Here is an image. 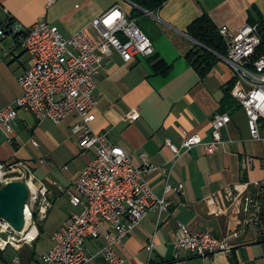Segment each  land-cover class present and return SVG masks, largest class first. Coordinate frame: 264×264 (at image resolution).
Segmentation results:
<instances>
[{
  "label": "crops",
  "instance_id": "crops-1",
  "mask_svg": "<svg viewBox=\"0 0 264 264\" xmlns=\"http://www.w3.org/2000/svg\"><path fill=\"white\" fill-rule=\"evenodd\" d=\"M113 7L129 16L134 4L128 0H57L49 6L48 0H0V28L5 30L0 35V109L22 95L19 77L32 63L23 34H16V29L26 30L44 20L67 38L84 28L97 36L88 27L90 22ZM143 12L137 24H144L140 28L155 46V61L135 57L125 62L118 54L105 60L97 78L98 105L92 128L107 134L138 166L151 165L145 178L158 197L164 196L167 176L171 184H183L184 189L167 196L168 212H150L116 246L122 264H200L198 256L175 249L180 224L230 239L234 247L230 253L217 254L215 264H264L263 228L250 222L251 214L245 211L246 199L256 195L254 184L264 180V123L261 140L253 139L247 115L238 103L227 110L232 120L222 132L217 153L208 155L197 146L177 158L165 145L166 140L180 144L183 132L211 141L212 122L221 113L224 90L233 80L236 83L233 69L222 56L206 76H200L187 59L200 45L187 33L189 26L208 14L219 30L227 26L237 32L264 19V0H169L156 12ZM157 61L171 66L166 75L155 74ZM135 110L139 118L129 121L128 114ZM76 121V117L59 124L39 121L30 112L20 111L9 128L0 124V161L28 163L36 182L49 188L52 208L41 222L42 229L38 228V239L47 233L50 245L53 233L78 212L69 191L96 157L94 150L79 146L71 130ZM109 233L108 227L102 229L103 236ZM151 243L154 250L149 256ZM103 244L104 238L87 243L94 258L89 264H108L99 255Z\"/></svg>",
  "mask_w": 264,
  "mask_h": 264
},
{
  "label": "built area",
  "instance_id": "built-area-1",
  "mask_svg": "<svg viewBox=\"0 0 264 264\" xmlns=\"http://www.w3.org/2000/svg\"><path fill=\"white\" fill-rule=\"evenodd\" d=\"M57 0H48L49 6ZM115 17L111 28H101L100 19ZM88 27L96 30L93 35L84 28L71 37H64L60 30L39 21L30 28L16 29L23 34V45L32 56L30 68L19 77L22 95L0 109V124L9 128L20 111L33 114L37 120H51L59 124L76 117L72 133L77 137L82 150H94L95 159L78 175L69 191L71 204L78 208L70 220L52 235V245L41 257L42 264H89L94 258L87 251V243L104 238L99 255L108 264H122L116 251L140 222L152 212L160 215L168 212L167 196L179 194L184 185L171 184L167 176L164 196L158 197L145 176L151 165L144 162L138 166L121 147L113 145L105 133L95 132L92 123L96 119L98 105L97 78L107 58L118 54L123 61L135 57L151 58L155 46L151 39L121 9L113 7L92 20ZM5 34L0 28V35ZM220 34L229 43L225 60L235 73L233 97L244 109L250 134L261 140V124L264 123V55L253 57L262 39L258 25L246 24L237 32L227 26ZM139 118L135 110L128 114L129 121ZM228 112L217 114L212 122V140L206 142L199 135L183 132L180 144L166 140L165 145L179 158L197 146L208 155L219 151L223 143V130L231 123ZM37 145L36 141H33ZM252 161V160H251ZM0 170H5L7 183L24 182L30 187L22 231H16L5 220L0 224V252L3 256L9 248L20 252L23 245L33 246L39 237L38 224L45 221L52 208L49 188L37 183L31 166L23 161L5 163L0 161ZM256 195L246 199L245 211L251 214L250 222L263 228L264 235V180L254 184ZM110 233L103 236L102 229ZM35 230V234L32 232ZM176 250H184L201 258L200 264H215L219 253H230L234 247L230 239H219L210 232L196 231L180 224L174 243ZM154 244L147 247L149 256ZM8 264H24L21 257H14Z\"/></svg>",
  "mask_w": 264,
  "mask_h": 264
},
{
  "label": "trees",
  "instance_id": "trees-1",
  "mask_svg": "<svg viewBox=\"0 0 264 264\" xmlns=\"http://www.w3.org/2000/svg\"><path fill=\"white\" fill-rule=\"evenodd\" d=\"M128 1L134 4L131 14L128 17L130 19L138 21L144 15L143 11L156 12L169 0ZM251 25H258L259 34L262 39L261 45L258 47L253 57V60H257L264 55V19L259 21L258 23H254ZM187 33L193 40L201 45L197 46L196 49L190 51L187 55V59L197 70L200 76L204 77L218 63L219 56L227 57L229 48L223 36L220 34V30L217 28L208 14L202 15L199 19L193 22L189 26ZM151 60L155 61V57H151ZM153 69L155 74L166 75L170 71L171 66L164 63L163 61H157L154 63ZM234 85L235 81L233 80L224 90L225 95L222 101L221 113L227 112L228 108L232 107L235 104H238V102H236V100L232 96V89ZM40 229H42L41 226ZM0 260L4 261L2 252H0Z\"/></svg>",
  "mask_w": 264,
  "mask_h": 264
},
{
  "label": "water",
  "instance_id": "water-1",
  "mask_svg": "<svg viewBox=\"0 0 264 264\" xmlns=\"http://www.w3.org/2000/svg\"><path fill=\"white\" fill-rule=\"evenodd\" d=\"M29 197L24 182H11L0 188V217L9 222L16 231L25 227V208Z\"/></svg>",
  "mask_w": 264,
  "mask_h": 264
},
{
  "label": "rangeland",
  "instance_id": "rangeland-1",
  "mask_svg": "<svg viewBox=\"0 0 264 264\" xmlns=\"http://www.w3.org/2000/svg\"><path fill=\"white\" fill-rule=\"evenodd\" d=\"M140 27H145L142 23ZM41 223L38 224L40 229ZM51 247L49 242V235L42 233L41 237L34 243L33 246L23 245L20 252H15L12 248H9L4 255V261L0 260V264H8L9 260L14 257H21L24 264H42L41 257L49 250ZM34 256V257H32Z\"/></svg>",
  "mask_w": 264,
  "mask_h": 264
},
{
  "label": "bare ground",
  "instance_id": "bare-ground-1",
  "mask_svg": "<svg viewBox=\"0 0 264 264\" xmlns=\"http://www.w3.org/2000/svg\"><path fill=\"white\" fill-rule=\"evenodd\" d=\"M114 24H115V17H107V19H100L101 28H111V25ZM30 57L32 59V56ZM2 183H7V176L5 174V170H0V188H2ZM27 187L30 195V187L28 185ZM0 224H5V219L2 217H0ZM34 234H35V230L32 232V235Z\"/></svg>",
  "mask_w": 264,
  "mask_h": 264
}]
</instances>
